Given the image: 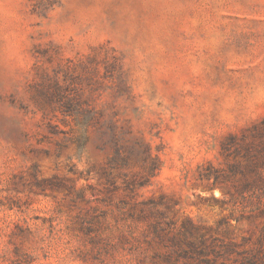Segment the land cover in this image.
<instances>
[{
    "label": "rangeland",
    "instance_id": "rangeland-1",
    "mask_svg": "<svg viewBox=\"0 0 264 264\" xmlns=\"http://www.w3.org/2000/svg\"><path fill=\"white\" fill-rule=\"evenodd\" d=\"M0 264H264V0H0Z\"/></svg>",
    "mask_w": 264,
    "mask_h": 264
},
{
    "label": "trees",
    "instance_id": "trees-1",
    "mask_svg": "<svg viewBox=\"0 0 264 264\" xmlns=\"http://www.w3.org/2000/svg\"><path fill=\"white\" fill-rule=\"evenodd\" d=\"M190 222V220H189ZM184 228V229H182ZM182 228L180 229V231L182 232V234L184 233H192V230L195 229V226L192 222H190L189 226L187 228H185V226H182ZM189 246L191 247V251L194 252L195 254H197V256H199L201 258V260H204L205 263H210V258L209 255L210 253H214V248L213 246L209 247L208 245L205 244V239L202 236L201 240L199 242H195V241H189Z\"/></svg>",
    "mask_w": 264,
    "mask_h": 264
}]
</instances>
